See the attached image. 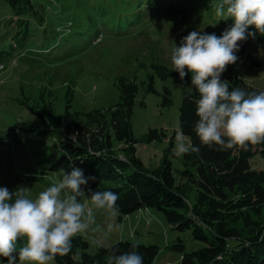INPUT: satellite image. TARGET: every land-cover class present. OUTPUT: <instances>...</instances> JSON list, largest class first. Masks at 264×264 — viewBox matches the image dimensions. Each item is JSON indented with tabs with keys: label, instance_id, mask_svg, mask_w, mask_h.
<instances>
[{
	"label": "rangeland",
	"instance_id": "374dc122",
	"mask_svg": "<svg viewBox=\"0 0 264 264\" xmlns=\"http://www.w3.org/2000/svg\"><path fill=\"white\" fill-rule=\"evenodd\" d=\"M218 2L32 0L33 13L16 17L10 4L0 0V187L15 191L25 186L35 198L58 182L61 172H46L33 182L22 179L40 174L49 166L48 158L58 155L59 136L29 134L19 130L18 125L36 119L31 110L37 112L41 102L51 103L54 116L61 114L68 90L72 94L70 112L105 109L117 101L114 82L118 77L134 79L137 85L130 117L133 137L139 138L147 129L162 130L165 135L160 141L136 143L134 155L145 168H155L171 142L168 160L176 178L174 170L182 169L181 157L172 154L177 108L181 95L191 90L187 79L191 74L182 83H178L176 76H168L161 82L152 66L157 64L175 73L171 51L183 37L192 31L220 36L230 27L231 19L215 15L214 4ZM255 39L240 42V47L258 60L261 67L248 68L240 62L237 70L246 85L264 91V44ZM163 87L169 91V107L160 105ZM248 165L251 170L264 172V159L258 155L250 157ZM93 215L95 223L86 233L78 234L87 242L89 253L98 246L129 240L157 247L151 264H177L180 255L169 248L177 238L183 242L185 253L203 247L191 238L189 231L171 230L161 214L151 209L128 215L121 221L103 209L93 208ZM140 219L143 223L135 229ZM109 224L114 225L111 232ZM0 264L7 262L0 259Z\"/></svg>",
	"mask_w": 264,
	"mask_h": 264
},
{
	"label": "trees",
	"instance_id": "16d2710c",
	"mask_svg": "<svg viewBox=\"0 0 264 264\" xmlns=\"http://www.w3.org/2000/svg\"><path fill=\"white\" fill-rule=\"evenodd\" d=\"M6 1L16 17L25 12L33 13L29 0ZM255 40L264 44V35L257 33ZM236 55L239 59L227 67L221 79L228 80L232 87L258 91L243 82L237 66L241 62L248 68H259L261 63L241 47ZM152 69L161 82L168 76L179 78L177 73L157 64ZM187 79L190 81L189 76ZM178 83H182L180 79ZM114 87L117 101L105 109L70 112L72 94L68 90L61 114L54 116L50 102H41L37 112L31 110L37 118L21 122L18 129L29 134H57L58 155L48 158L50 164L40 174L22 179L33 182L46 172L82 169L86 177H94L87 187L119 195L118 221L151 209L161 214L171 230L189 231L194 241L203 244L202 248L185 253L183 242L177 238L169 247L180 255L177 264H264V172L251 170L248 165L253 155L264 159V143L249 145L247 150L227 151L201 145L194 132L198 117L193 100L198 98V93L191 86L190 92L181 95L177 128L200 148L199 153L181 157L182 169L174 170L175 178L168 160L169 142L159 164L155 168H145L134 155V145L160 141L165 135L162 130L147 129L135 139L130 117L137 85L134 79L118 77ZM162 89L160 105L169 107V91L166 87ZM22 244V240L18 242V246ZM133 245L142 254L144 264H151L158 251L154 245L117 240L89 253L87 242L79 235L72 239L71 251L57 256L54 263L107 264L109 249L118 248L119 252H125Z\"/></svg>",
	"mask_w": 264,
	"mask_h": 264
},
{
	"label": "clouds",
	"instance_id": "9594fccd",
	"mask_svg": "<svg viewBox=\"0 0 264 264\" xmlns=\"http://www.w3.org/2000/svg\"><path fill=\"white\" fill-rule=\"evenodd\" d=\"M214 8L217 17L231 19L232 25L220 36L190 32L173 47L171 63L181 82L191 74V86L198 93L193 100L198 117L194 132L200 144L217 151L247 150L264 143V91L232 87L221 77L239 59L240 42L255 39L257 33L264 35V0H219ZM175 141L172 154L177 158L200 151L180 128L175 130ZM60 172V180L35 198L25 186L15 191L0 187V258L7 264H51L57 256L67 255L72 239L95 223L93 208L110 215L119 211V195L87 187L94 177H86L82 169ZM113 228L108 225L109 232ZM106 260L107 264H144L135 245L125 252L109 249Z\"/></svg>",
	"mask_w": 264,
	"mask_h": 264
},
{
	"label": "crops",
	"instance_id": "0c3cea01",
	"mask_svg": "<svg viewBox=\"0 0 264 264\" xmlns=\"http://www.w3.org/2000/svg\"><path fill=\"white\" fill-rule=\"evenodd\" d=\"M148 214H149V213L147 212V214H144V215H145V216H147ZM125 217H128V216H125ZM132 218L134 219V217H133V216H132ZM133 219H131V223H130V225H131V226H133V225H134V224H133ZM121 220H122V219H121ZM121 220H120V221H121ZM142 223H143V220H142V219H140V220L138 221V224H137V225H135V229H136V228H138V227H139V225H140V224H142ZM98 224H100V223H98ZM140 226H141V225H140ZM144 229H145V228H144ZM147 230H148V229H146V232H147ZM135 231H136V230H135ZM133 233H135V232H133ZM99 243H100V242H98V245H100Z\"/></svg>",
	"mask_w": 264,
	"mask_h": 264
},
{
	"label": "bare ground",
	"instance_id": "6f19581e",
	"mask_svg": "<svg viewBox=\"0 0 264 264\" xmlns=\"http://www.w3.org/2000/svg\"><path fill=\"white\" fill-rule=\"evenodd\" d=\"M141 211H138V213H140Z\"/></svg>",
	"mask_w": 264,
	"mask_h": 264
},
{
	"label": "built area",
	"instance_id": "2783aa9c",
	"mask_svg": "<svg viewBox=\"0 0 264 264\" xmlns=\"http://www.w3.org/2000/svg\"><path fill=\"white\" fill-rule=\"evenodd\" d=\"M30 1H32V0H30Z\"/></svg>",
	"mask_w": 264,
	"mask_h": 264
}]
</instances>
